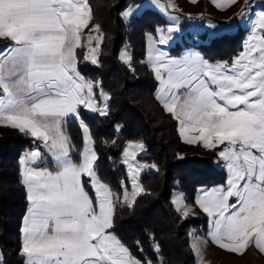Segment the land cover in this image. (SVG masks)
<instances>
[{
	"label": "snow or ice",
	"instance_id": "obj_1",
	"mask_svg": "<svg viewBox=\"0 0 264 264\" xmlns=\"http://www.w3.org/2000/svg\"><path fill=\"white\" fill-rule=\"evenodd\" d=\"M89 17L87 0H0V38L14 42L0 51V89L6 96L0 99V124L42 141L59 165L56 172L29 168V162L37 164L39 150L22 161L31 204L22 228L26 264H151L134 259L107 231L114 194L94 171L96 154L85 149L81 163L69 156L65 118L79 117L80 106L101 110L95 106L96 85L75 67L79 31ZM257 29L264 30V11L253 22L250 45L232 64H209L198 56L152 57L163 86L160 99L179 121L185 142L225 145L219 156L229 172L227 186L205 192L199 206L211 218L213 241L241 254L253 237L264 251V33ZM84 176L94 181L95 206Z\"/></svg>",
	"mask_w": 264,
	"mask_h": 264
},
{
	"label": "trees",
	"instance_id": "obj_2",
	"mask_svg": "<svg viewBox=\"0 0 264 264\" xmlns=\"http://www.w3.org/2000/svg\"><path fill=\"white\" fill-rule=\"evenodd\" d=\"M141 1L87 0L102 44L95 65L81 59L78 67L87 80L99 82L110 99L106 115L86 114L83 120L94 141L95 171L111 189L117 190L127 182V171L121 163L126 143L142 142L146 153L139 160L155 166L141 175L143 191L135 202L117 206L110 231L141 261L196 264L191 237L207 233V218L182 216L173 207L172 196L178 187L187 204L194 205L200 188L225 183V171L215 163L216 150L200 155L183 147L177 121L155 98L158 83L146 63L147 35L166 25V20L148 9L126 25L124 10ZM240 40L238 34L225 33L201 46L200 51L212 61L231 60L241 51ZM125 45L131 56L129 65L119 58ZM66 123L72 157L79 162L83 132L78 121ZM30 144L29 139L22 140L0 128V264H24L21 229L28 194L19 158ZM85 187L92 193L87 183Z\"/></svg>",
	"mask_w": 264,
	"mask_h": 264
},
{
	"label": "rangeland",
	"instance_id": "obj_3",
	"mask_svg": "<svg viewBox=\"0 0 264 264\" xmlns=\"http://www.w3.org/2000/svg\"><path fill=\"white\" fill-rule=\"evenodd\" d=\"M237 0L235 3H229V0H142L137 4H130L124 10L122 17L126 25H129L131 21L142 14L145 10L151 9L157 11L162 17L166 20V25L159 26L154 34L147 35V44H146V63L149 66L150 71L152 72L155 80L157 81V90L155 93V98L159 102V104L163 106L162 100L160 96L162 94L163 86L160 84L159 78L156 76L155 67L156 61L152 58L154 55L158 53H162L165 59L172 60V61H183L186 58L191 56H198L201 60L206 61L209 64H232L233 61L240 56V54L245 50L247 46L251 43V36L253 35V22L256 20L257 15L264 11V0ZM88 4V2H87ZM90 9V6L88 4ZM131 10V14H128ZM258 32L264 33V30L257 29ZM238 34L241 36V51L237 56L232 58L231 60H216L212 61L206 59L204 55L200 51V47L208 44L213 38H216L222 34ZM80 36V45L74 49V55L76 59L75 67L77 71L82 75L79 71V60L84 59L90 62L92 65L96 63L92 62L91 57L94 56L96 61L98 59V54L100 51V47L102 44V36L98 27V24L94 21L91 9H90V17L88 19V23L85 27H82L79 31ZM89 38H91V42H89ZM161 38L165 40V43H161ZM14 46V42H12L8 38H0V51H3L5 48L9 46ZM181 48V49H179ZM95 50L94 53L92 50ZM125 57L130 58L131 56L128 52L127 46H123L119 53L120 60L125 63ZM129 65L130 63H125ZM85 80H87L84 77ZM96 87L94 88V99L96 101V107H99L100 111H91L85 109L83 106L79 108V117L73 118L71 115L65 118L63 123V132L66 136L68 143L70 145L69 149V156L74 163H81L82 162V153L85 149H90L95 154L94 148V141L92 134L88 125L84 122L83 116L86 114H98L100 116H104L108 112V101L110 99L109 95L100 89L99 82H93ZM98 89V90H97ZM0 99H6V96L2 93V89H0ZM106 105V109H105ZM167 112V111H166ZM168 113V112H167ZM178 124V132H180V125L179 121L170 113ZM82 118V119H81ZM69 120H76L80 123L82 132H83V140L84 146L81 151V158L79 162H76L72 157V147L70 143V139L65 132V125ZM4 124H0V128L4 131L8 132L11 135L19 136L22 140L29 139L31 141L30 146L25 149L21 157L19 158V167L21 172L22 182L25 185L27 194L28 188L27 185L24 183V176L23 171L25 168V164L22 163L28 157V154L32 151L39 150L41 156L37 162V164L33 165L30 162L27 164L29 168H38L42 170H48L51 172H56L59 170V165L55 161V158L44 145V143L40 140L33 138L30 133L27 132H20L18 129H15L11 126H6L7 129L3 128ZM88 128V132H84V127ZM191 136L199 135L198 133H191ZM182 136V135H181ZM180 137V136H179ZM184 139V137L182 136ZM143 144L140 141H133L126 143L123 149L122 161L121 163L125 166L127 171V182H122V188L120 187L117 190L111 189V187L104 183L100 178V181L106 184L114 194V198L112 201L113 208H112V225H113V218L118 205H129L131 206L136 198L142 193L139 189H142L140 184L141 175L145 172L154 170L155 167L153 165L144 161L139 160V156L146 153V148L143 144V149H140L138 146ZM183 147L192 153H197L200 155H205L208 152L217 151V156L215 158V163L220 165L225 171V183L218 184L212 187H203L200 188L196 193L195 204L189 205L185 200V195L180 188H176L174 190L172 196V205L176 211H178L184 217H196L198 215H204L207 218V226L208 231L205 235H193L191 237V245L194 241V246H192L198 255L200 263L196 259V264H210L211 258L212 264H223L219 263L218 260L215 258H224L227 257V262L225 264H264V251L259 250L255 247V237L253 240L249 242L248 246L242 251L241 253L228 251L225 252L220 248L217 250L210 251V245L213 246L216 243L213 241L211 235L209 234L212 231L210 225V217L200 208L199 201L203 198V194L205 192L211 191L212 189L219 188L221 186H227V180L229 178V172L225 167V162L220 158L219 151L221 148H224L225 145H219L216 148H205L202 142L192 143V147L185 146L182 143ZM129 153H134V158L129 156ZM97 156V154H96ZM94 163V171H95V164ZM219 166V167H220ZM96 172V171H95ZM133 172L136 173L135 180H133ZM97 174V173H96ZM98 176V175H97ZM82 183L84 185L85 191L89 194L91 198H93L94 206H95V197L96 193L93 188L94 181H91L87 176L82 177ZM90 187L92 193H90L85 184ZM118 196L119 198L116 199L115 197ZM127 197V202L126 198ZM233 202V198L229 199V203ZM31 207L30 201L28 200V210L27 214L29 213V209ZM185 211L187 215H185ZM25 216V217H26ZM25 219V218H24ZM24 224V220H23ZM22 224V228H23ZM112 228V226H111ZM109 228L107 231L114 235L117 239L118 237L110 231ZM198 239V240H197ZM119 240V239H118ZM199 242H197V241ZM120 241V240H119ZM23 233L21 229V254L23 263L26 264V255L23 253ZM122 244V243H121ZM123 245V244H122ZM128 249V248H127ZM129 250V249H128ZM131 256L134 259L140 260L136 255H134L129 250ZM210 254L212 257H210ZM215 256V257H214ZM196 257V255H195ZM141 261V260H140ZM22 262V261H21Z\"/></svg>",
	"mask_w": 264,
	"mask_h": 264
},
{
	"label": "crops",
	"instance_id": "obj_4",
	"mask_svg": "<svg viewBox=\"0 0 264 264\" xmlns=\"http://www.w3.org/2000/svg\"><path fill=\"white\" fill-rule=\"evenodd\" d=\"M250 0H248L247 2H249ZM3 128H5V129H7V127L6 126H2ZM179 133V136H180V139H181V141H182V143L185 145V146H189V147H192L193 145H192V143H187V142H185V140L182 138V136H181V134H180V132H178ZM194 147V146H193ZM198 240V239H197ZM196 240V241H197ZM194 239H193V242H192V246H194ZM197 242H199V241H197ZM195 248V247H194ZM193 248V249H194ZM210 251H211V253H212V250H217V249H219L220 247L217 245V244H215V245H213V246H211L210 245ZM221 250H223V251H225V252H227V250H225V249H222V248H220ZM195 255H196V259L198 260V262L200 263V260H199V258H198V255H197V253H196V250H195ZM210 257H212L211 256V254H210ZM215 257V256H214ZM217 260H218V262L219 263H223V264H225L224 262H227V257H224V258H217V257H215ZM212 260H213V258H211V260H210V264H212Z\"/></svg>",
	"mask_w": 264,
	"mask_h": 264
}]
</instances>
